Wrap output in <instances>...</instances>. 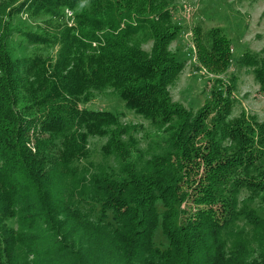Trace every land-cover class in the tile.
Listing matches in <instances>:
<instances>
[{"label":"trees","instance_id":"1","mask_svg":"<svg viewBox=\"0 0 264 264\" xmlns=\"http://www.w3.org/2000/svg\"><path fill=\"white\" fill-rule=\"evenodd\" d=\"M176 12L173 0H0V264H264V218L247 205L264 203V121L232 117L231 43L202 22L191 41L209 99L197 110L173 101L185 68L170 49ZM235 67L264 93L260 53ZM106 90L166 130L174 162L136 163L138 126L84 107ZM90 138L106 139L118 173L80 166Z\"/></svg>","mask_w":264,"mask_h":264},{"label":"rangeland","instance_id":"2","mask_svg":"<svg viewBox=\"0 0 264 264\" xmlns=\"http://www.w3.org/2000/svg\"><path fill=\"white\" fill-rule=\"evenodd\" d=\"M177 6L174 22L181 27V32L170 49L178 61L184 63L185 68L176 83L170 88V94L174 102L180 103L186 109L197 110L209 99L211 90V76L205 72L195 70L196 58L191 39V27L196 22H202L205 28L220 27L230 40L232 57L228 75H236L235 90L233 92L232 117L244 112L253 116L257 121H264V93L259 89L249 69L237 70L236 59L245 52L260 53L264 58V0H173ZM15 24L26 30L34 29V24L25 17L15 19ZM146 50L150 48V42L145 43ZM32 52L30 46L24 49L15 48L14 55L22 56ZM87 109L106 110L112 113L123 114L124 123L138 126L134 133L136 140L133 157L136 163H141L153 155H164L168 161L174 162L175 156L168 148L167 132L163 128H157L149 121L136 116L124 108V103L110 90L94 93L93 100L84 105ZM105 138H90V158L82 161L81 167L91 170L93 173L105 170L109 174L118 173L119 165L112 158L102 156L101 147L105 144ZM242 194L241 196H245ZM249 208L264 218V203L256 199L247 202ZM162 211V206L158 205ZM85 211L92 217L98 216L96 205L86 206ZM89 210V211H88ZM243 225V222H239ZM154 245L160 249L168 247V241L159 228L154 235Z\"/></svg>","mask_w":264,"mask_h":264},{"label":"built area","instance_id":"3","mask_svg":"<svg viewBox=\"0 0 264 264\" xmlns=\"http://www.w3.org/2000/svg\"><path fill=\"white\" fill-rule=\"evenodd\" d=\"M67 13V17H72V13L71 12H69V11H66Z\"/></svg>","mask_w":264,"mask_h":264}]
</instances>
